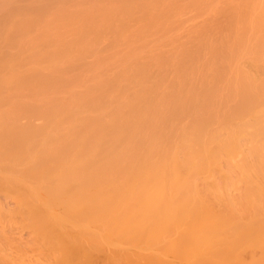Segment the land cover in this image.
Returning <instances> with one entry per match:
<instances>
[{
	"label": "bare ground",
	"instance_id": "1",
	"mask_svg": "<svg viewBox=\"0 0 264 264\" xmlns=\"http://www.w3.org/2000/svg\"><path fill=\"white\" fill-rule=\"evenodd\" d=\"M80 1L0 0V100L7 102L6 105L5 102L0 101V106L4 105L5 109L10 110L11 113L13 110V118H18L19 114L16 115L15 111L19 109V113L24 107L29 109L33 107L31 110H35L36 106H42V108L48 106L47 110L50 108L51 111L52 107H56L53 112L59 113L57 117L58 115H51L49 110L51 116L47 112L37 114L40 116L38 117L34 115V111L30 110L38 120L30 113L33 122H30V119L28 121L27 116L30 115L26 116V112L23 115L27 119L22 120L24 116H20L21 120L19 117L18 124L16 119L14 120L16 122L12 123V114L10 115L9 112L11 116L9 119L5 118L6 116L0 118V124L8 120L10 122L8 124L11 125L10 128L0 127V150L5 151L11 149L10 146H14L15 151L13 149L7 151L12 152L11 155L8 154L9 157L11 156L10 159L8 156L7 158L11 160L9 164L17 169L37 168L40 165L46 167L47 172L56 175V179L60 178L61 180L56 182L53 197L58 200V204H67L66 213L84 214L85 218H80L84 215L77 216L83 221L89 220L88 224L91 227L84 229L87 232H69L67 228L63 229L66 225L62 220L66 219H59L60 214L56 211L45 214L38 209L34 210L26 204L27 196L20 197L18 201L21 205L19 206L28 210L32 217L33 231L36 230L39 238L43 240H41L42 243L45 242L50 250L57 253V257H61L58 258V263L54 264H94L93 252L101 243L100 238L103 239L101 241H105L106 246L109 242H113L114 245H110L116 250L120 248L117 244L121 246L122 243L139 246V251H146L145 254H148L144 264H172L174 262L172 260H170L171 263L165 261L166 254L176 257L175 260L178 258L184 264H264V99L262 97L264 96V0H218L219 3L215 2L217 0ZM82 1L89 3L81 6ZM110 1L116 4H111ZM203 1L208 2L205 5ZM237 1L239 5L236 4ZM244 1H247V5H244ZM103 2H109L110 6ZM147 2L149 3L146 4ZM233 3L235 5H232ZM211 6L214 8L212 9ZM82 8H85L86 12ZM36 9L39 14L36 13ZM62 10L73 14L75 19L76 17L79 19L75 20L76 22L74 18L71 20L73 23L79 21L77 26L73 24L74 28L82 23L85 30L95 28L97 32L92 31L95 36L88 33L91 36L89 40L92 36L93 40L87 42L89 41L87 32L83 29L81 31L80 28L75 30L79 33V37L73 38L78 36L75 32L72 36L73 26L70 30L72 33L69 30L67 31L69 33H63L70 34L72 38L59 32L57 37L60 39L54 38L57 31L52 29L54 27L52 24L48 26L50 28L52 26L53 33L49 30L43 31V28L47 27H42L41 36L37 38L33 34L36 32V30L32 31L33 24L36 25L41 18L44 19L42 13L47 12L46 17H50L52 14H49L52 12L64 14ZM15 13L18 14V19L20 14L19 20L16 19L17 17L13 19L14 15H17ZM62 13L57 15V18L66 17L64 21L61 18L59 21H62L64 25L66 19L72 15ZM29 14H32L27 17L29 22L32 16V21L40 17L39 21L36 20L38 22L31 21V24L27 23L26 26L23 22H27V19L25 20L24 17ZM9 18L14 21H9ZM52 18L53 24L58 22L54 21L56 17ZM61 23H58V26H61ZM95 23L97 26H93ZM69 24L64 25L66 26L64 30ZM38 25L40 24L38 23L36 28H40L43 22L40 26ZM24 27H28L29 30L27 28L25 30ZM25 32H28L27 37L33 32L36 39L33 37L34 39H27L28 41L25 42L26 35L23 34ZM80 32H85L83 34L87 36L83 34L82 36ZM29 37L32 36L29 35ZM102 59H108V63L113 64H116L115 61L132 60L130 65L133 64V68L136 67H134V60H138L143 63L144 72L140 66L141 63L138 65L137 62L139 67L137 66V71H135L136 68L134 69V74L130 77L123 63H117V67L120 65L124 67V73L128 75L126 78L124 74L123 79L120 78L123 69L116 71L120 72L118 74L120 79L116 76L117 73L113 72L115 75L111 77L113 79H108L109 83L106 79L100 80L101 78L91 74L92 78L94 76L96 78L94 77L92 81L86 80L93 83L88 86L86 84L89 83L88 81L85 80L84 84L81 81L82 85L88 86L82 88L77 82V76L82 77L85 74L83 72L89 67L87 66L89 63V65L96 61L103 63ZM152 60L166 62L169 63L168 65L170 62L174 64L180 62L183 67L184 63L191 65L196 62L200 68L211 64L212 67L208 69H211L212 77L216 78L213 80L215 82L211 83L216 84L217 81L225 78L232 81L228 80L229 85L218 88L216 87L218 83L216 86L212 84L213 86L208 87V83L203 84V82L200 85H206L211 91L206 90L208 88L204 91L203 88L201 92L199 91L200 94L194 91V83L192 88L188 86L189 88L181 89L180 87L179 90L176 88V91L174 87V91L173 89L170 91L171 87L168 88L170 80L164 86L165 81L162 77L165 76L160 77V83L157 80H151L150 75L148 77L146 70L149 68H144L148 65L147 62ZM249 65L251 70H248ZM140 67L141 69H138ZM90 68L92 69L93 66L91 65ZM166 68L167 66L162 63L161 66L150 68L149 73L152 76H160L163 73L162 69L166 72ZM180 68L182 70V65ZM196 68L198 70V67ZM78 71L83 74L80 75ZM93 71L90 70L92 73ZM107 71L103 69V72L97 73L103 75ZM257 71L262 72L263 78L260 76L258 80L259 76H254V72L256 74ZM74 72H77V75L74 74L75 81L72 75ZM143 73L147 75L143 76ZM165 74L167 73L162 75ZM21 75L25 77L22 76V82L19 81ZM192 75H195L194 72ZM204 75L202 77L210 74ZM67 76H71L74 83L76 82V84L73 83L74 87L69 81H72L71 77L67 78ZM169 77L167 79H170ZM44 78L51 79V83L58 78H62V80L59 79L61 81L58 80L59 83L63 81L65 83L66 79H69L67 82L72 84L68 82L72 88L75 89L77 85L78 89L80 87L82 89H75V92L69 96L67 94L70 93L69 85L65 88L67 84L64 86V83L61 84L66 92H64L65 89L60 90L58 83L54 84L57 81L52 84L54 86L50 84L48 87H42L44 84L40 82L46 81L42 80ZM114 78L118 83L112 81L113 85L111 80H115ZM191 79L189 77L188 80ZM110 85L114 88L112 89ZM36 86H40L41 93L42 90L45 92L43 97L46 93H54L51 97L53 100L49 98L50 94L45 101L41 97L44 102L34 99L23 103L19 99L22 98L21 94H25L23 97H28L27 92L23 91L24 88L27 91L26 88L33 90ZM51 86L54 87L51 89L52 92H47L46 89ZM20 88L23 90L19 92ZM109 89L111 90L108 91ZM106 90L109 93L106 92L104 95ZM226 91L227 94L224 95ZM13 96L21 100V103L18 102L19 100L15 104L10 103L9 100H12ZM214 96H220L219 99L222 101H218L217 97L215 101ZM8 97L11 98L8 99ZM195 97L198 102L194 99ZM48 98L53 102H50ZM4 107L1 108L3 114ZM43 110L40 111L43 112ZM45 114L48 116H43ZM35 120H37L36 124ZM186 120L188 122H185ZM52 133L54 135L56 133L57 137L54 136L56 139H51ZM35 138L37 142L41 141L40 145L44 147L37 148L38 143L36 144L33 140L37 151L30 153V147L33 146L31 139ZM25 144L27 147L30 145V149H26ZM18 147L23 150H19ZM1 151L0 156L3 153ZM19 151L23 152L19 153ZM3 162L0 160V163ZM223 162L226 166L229 165L230 170L231 168L233 170L226 171L229 168L224 170ZM211 170L224 173L225 183L220 186L213 184V180L206 179L207 183H212L206 184V189L203 188L204 191H202L199 189V183H196L199 181L195 179L200 178L202 181V177H199L201 174L208 178L209 175L211 176ZM67 171L70 173L68 174ZM98 172L105 173L97 175ZM90 178L97 179L98 182L113 179L116 181V186L95 194L88 200L84 197L80 198L77 194L64 200L59 198V194L64 195L63 192L66 189L74 188L75 190L77 186V191L82 186L86 189L88 181H91ZM36 180V182L41 181L39 177ZM121 180L123 181L119 184ZM203 182H206L205 179ZM40 183H36L37 186ZM51 184L52 182L50 184L42 182L41 186L50 187ZM231 188L236 191L237 198L231 195ZM70 204H75V207L72 205L70 207ZM80 209L85 212L79 211ZM66 213L64 212L65 215ZM75 214L71 216L76 218ZM80 219L76 218L77 221ZM59 222L64 226H60ZM92 227L99 229V233H93ZM84 237L89 243L84 241ZM102 245L103 247L100 244L99 250L101 248L106 251L104 243ZM135 248L138 247L134 246ZM149 250L152 252L156 250L160 255L154 254L156 252L154 251V253L150 252V256ZM118 253L119 251L115 256L106 257L107 264H140L142 258H145L140 257L139 252L132 254V257L140 254L134 257L136 260L126 253V256ZM145 254L143 256H146ZM137 260L140 263H137L139 262Z\"/></svg>",
	"mask_w": 264,
	"mask_h": 264
},
{
	"label": "rangeland",
	"instance_id": "2",
	"mask_svg": "<svg viewBox=\"0 0 264 264\" xmlns=\"http://www.w3.org/2000/svg\"><path fill=\"white\" fill-rule=\"evenodd\" d=\"M80 1V0H79ZM81 2V1H80ZM88 2V1H87ZM87 2H85L84 1V3H83V1H82V3L83 4H81V6L83 5H86V4H88ZM93 2V1H92ZM107 2V1H106ZM111 2V1H110ZM112 2H114V1H112ZM111 2V4H116V3H112ZM116 2H118V1H116ZM208 2V1H207ZM207 2H205L206 4H207ZM215 2H218V0L217 1H215ZM247 2V1H246ZM246 2L244 1V5L246 4ZM91 3V2H90ZM123 3V2H122ZM128 3V2H127ZM126 3V4H127ZM142 3V2H141ZM149 2H147L146 4H148ZM179 3V2H178ZM182 4H185V3H183V2H181ZM200 3V2H199ZM203 3H204V1H203ZM204 3V4H205ZM209 3H210V1H209ZM219 3V2H218ZM217 3V4H218ZM242 3H243V1H242ZM241 3V4H242ZM77 4H79V3H77ZM79 4V5H80ZM103 4H108L109 6H110V4H109V2L108 3H105V2H103ZM124 4V3H123ZM144 4V3H143ZM205 4V5H206ZM236 4H240L239 3V1H237L236 2ZM118 5V4H117ZM130 5H132L131 3H130ZM212 5H214V4H212ZM215 5H216V3H215ZM214 5V7H216ZM220 5H222V4H220ZM232 5H235V3H233ZM247 5V4H246ZM118 7H119V5H118ZM212 7V9L214 8L213 6H211ZM86 8V7H85ZM85 8H82V10H85ZM50 11V10H49ZM53 11H54V9H53ZM62 11H64V10H62ZM34 13H32L33 15L35 14V10L33 11ZM85 12H86V10H85ZM18 13V12H17ZM17 13H15V14H17ZM20 13V12H19ZM36 13H38L39 14V12H37V9H36ZM41 13V12H40ZM49 13V12H48ZM53 13H55V12H52V13H50L49 15H55V16H47L46 17V15H47V12H45V14L44 13H42L41 15H42V17H44V19H42L41 18V20H40V22H38L39 20H38V18L40 17L38 14V18H35V19H33V21L34 22H38L40 25L42 24V22H43V25H41V27L39 28V27H37L36 28V25L38 24H36L35 25V23L32 21V18H33V16H32V18L30 19L31 21H32V23H34L33 24V26H34V28H36V29H34L33 28V30L32 31H34V30H36V32L35 33H33L35 36H37V38L39 37V36H41V34L40 33H42L43 31H46V30H49V31H52L51 30V28H52V26H51V28L49 27L50 25L49 24H52V25H54V27L52 28V29H54V31L56 32L55 34H54V38H59V37H57V33L59 32V34H62V35H64L63 33H66L68 30H69V32H70V30H72V29H74V30H72L73 31V33L72 32H70V33H72V36H74L73 34H74V32H75V30H77V28L79 29H81V31H82V29H83V23H82V21L80 20V22L82 23V24H80V26L82 25V28L79 26V27H75L74 28V26H73V24L74 25H76L77 26V23L79 24V21L77 22V23H73V21H71L74 17V15L73 14H71V13H69V15L68 16H70V15H72V16H70V17H72V18H68V19H66V21L64 22V25H66V24H69L70 22L72 23V24H69L68 26H67V28H69V29H67L66 28V30H64L65 29V27L66 26H64L61 22H59L60 21V16H59V18H57V15H61V13L62 12H56L57 14H53ZM66 13V14H65ZM67 13V11L65 12L64 11V14L65 15H67L68 14ZM88 13V12H87ZM86 13V14H87ZM32 14H29L28 16L27 15H25L26 17H24L25 18V20L27 21V22H23V23H26V26H27V23H29V24H31V21L29 22L28 21V19L29 18H27V17H30V15H32ZM43 14L45 15V16H43ZM63 14V13H62ZM63 14V15H64ZM89 14V13H88ZM13 15V14H12ZM22 15V14H21ZM18 16V14L17 15H14V17H13V19L14 18H16ZM24 16V15H23ZM22 16V17H23ZM87 16V15H86ZM20 14H19V19H20ZM37 17V16H36ZM46 17V18H45ZM52 17H56V19L54 20V21H58V22H54V24H53V18ZM23 18V19H24ZM49 18V19H48ZM66 18V17H65ZM65 18L64 19H62L61 18V20H65ZM12 18L10 19L9 18V21L11 20V21H14ZM16 19H18V17L16 18ZM15 19V20H16ZM18 19V20H19ZM47 19V20H46ZM50 19H52L51 21H52V23H51V21H50ZM36 20H38V21H36ZM45 22H44V21ZM77 20H79V19H77V17H76V19L74 18V22H76ZM8 21V22H9ZM47 21L49 22V23H47ZM21 22H22V18H21ZM21 22H20V24H21ZM10 23H12V22H10ZM10 23H8V24H10ZM22 23V24H23ZM45 23V24H44ZM47 23V24H46ZM58 23H61L60 25L61 26H58L59 24ZM66 23V24H65ZM7 24V23H6ZM99 24V23H98ZM40 25H38V26H40ZM45 25V26H44ZM47 25V26H46ZM49 25V26H48ZM30 26H32V25H30ZM56 26V27H55ZM57 26H58V28H57ZM62 26H63V28H62ZM73 26V27H72ZM93 26H97V24L95 23ZM42 27H47V28H43V31H42ZM50 29H49V28ZM71 27H72V29H71ZM25 28H27L28 29V27H24V29ZM39 28V29H38ZM97 28H99V26L97 27ZM27 29H25V30H27ZM29 30V29H28ZM83 30H85V29H83ZM94 30L96 31V29L94 28ZM94 30H92V29H90V30H85V32H87L86 34L88 35V33L89 34H91V35H93V36H95V34L94 33H92V31H94ZM104 30V29H103ZM24 31V30H23ZM41 31V32H40ZM65 31V32H64ZM99 31H101V30H99ZM98 31V32H99ZM29 32V31H28ZM28 32H25V33H23L24 34V36L26 35V33H28ZM69 32H67V33H69ZM85 32H80L81 33V35L83 34V33H85ZM97 32V31H96ZM102 32V31H101ZM31 33V34H32ZM37 33V34H36ZM38 33L40 34V35H38ZM51 32H49V34H50ZM52 33H53V31H52ZM76 34H78V36H74L73 38H75V37H79V33H77V32H75ZM100 33V32H99ZM29 34L30 36H32V37H29V35H28V37H27V35H26V37H24L23 35V37L26 39V40H24L25 42L26 41H28L27 39H29V40H31V38L32 39H36V37H34V35L32 34ZM75 34V35H76ZM84 35V36H87V35ZM62 35H61V37H62ZM67 34H65L64 36H66ZM69 36H70V34H68ZM67 35V36H68ZM81 35H80V37H81ZM82 35V36H83ZM89 36L90 35H88V39H87V37H86V39L87 40H89L90 38H91V36H90V38H89ZM93 36H92V39L91 40H93ZM34 37V38H33ZM71 37V36H70ZM69 37V38H70ZM65 38V37H64ZM63 38V39H64ZM67 38V37H66ZM72 38V37H71ZM60 39V38H59ZM62 39V38H61ZM91 40H89V41H87V42H90ZM24 41L22 42V43H24ZM79 43H81V42H79ZM84 43V42H83ZM101 61H103V63L105 64V65H103V63L101 62L100 63V61L99 62H92L93 64H91L92 66H93V68L91 69H89V67H91V65H87V66H89L87 69H86V71H84L83 73H85L84 75L86 76H84V75H82L83 73H80V71H78V73L80 74V75H82V77H79V76H77L78 77V83H80L81 81H82V84H84L83 82H85V80L86 79H91L90 81H92V79L95 77H93L92 78V76H91V74L92 75H96V77L97 78H101L100 80H107L106 82H110L108 79L110 78V79H113V78H111L113 75H115L114 73H117L116 71H120L121 69H123L122 71H121V77L120 78H122V76H124L125 75V73H124V70L125 69H127L126 70V73L128 74V75H131L130 77H132V75L134 74L133 72H134V69H135V71H137V66L141 63V62H138V60H134V63H135V65H134V67L135 68H133V64L132 65H130L133 61L132 60H122V61H115V63L117 64H122V65H124L125 66V69H124V67L122 66V65H120V67H117L118 65H116V64H113V63H111L110 61V63H108V59L107 60H105V59H102ZM154 61V64L152 65V62ZM156 61V62H155ZM112 62H113V60H112ZM138 62V63H137ZM151 62V61H150ZM150 62H147L148 63V65H146L145 66V68L144 69H147V68H149V69H147L146 70V72H148V77H149V75L151 76V80H157L159 83H160V81H161V79H160V77H162V76H165L164 78L162 77V79H164V81H165V85L164 86H166V84H168V80H170L169 81V86H168V88H170V91H172V89H173V91H174V87H175V90H176V88L179 90V88L180 87H182L181 89H186V88H192L193 87V85H194V87L193 88H195V92H197V93H199L200 94V92H201V90L204 88V91H205V89L206 88H208L209 86H216V84H217V88L218 87H224L225 85H229L230 84V81H232V80H230V79H227V78H225V79H223L222 81H220L219 80V82H221V83H219L218 81L216 82V84H214V83H211V82H215V81H213V80H215L214 79V76L212 77V75H213V73H212V75H211V69H208V68H210V67H212V66H210L211 64H209V65H207V67H206V65H205V68H203V66L201 67V68H203V69H201L200 68V65L199 64H197L196 62H195V64H191V65H194L193 67L191 66V65H189L188 63L186 64V63H184V67H183V64L182 63H180V62H178V63H176L175 62V64L172 62H170V65H171V67H168V66H170V65H168L166 62H162V63H164L166 66H167V68H166V72H165V66H164V69H162V71H163V73H161L160 74V76L158 75V76H156V75H151L149 72H150V68H153V67H155V66H161L162 65V63H160L159 61H157V60H152V62L150 63ZM127 63V64H126ZM138 65H137V64ZM150 63V64H149ZM189 63H191V62H189ZM96 64H99V66H96ZM112 64V65H111ZM157 64V65H156ZM176 64H177V67H176ZM199 65V66H197V65ZM107 65V66H106ZM145 65V64H144ZM150 65V66H149ZM155 65V66H154ZM179 65V66H178ZM181 65H182V70H181ZM186 65V66H185ZM204 65V64H203ZM86 66V67H87ZM110 66V67H109ZM117 68H116V67ZM121 66H122V68H121ZM140 66H142V70H143V63H141V65ZM149 66V67H148ZM153 66V67H152ZM162 66V67H163ZM189 66V67H188ZM191 66V67H190ZM214 66V65H213ZM217 66L218 67H221V66H219V64H217ZM250 66V65H249ZM248 66V70H251V66L249 67ZM94 67H95V69H94ZM103 68L104 69V71H105V69H107L108 71V73L106 72V74H108L107 76H108V78H107V76H105L106 74H105V72H104V74L102 75V74H98L97 72L99 71V72H103V69H99V68ZM106 67V68H105ZM139 67V66H138ZM174 69H173V68ZM196 67H198V70H197V68ZM131 68H133V69H131ZM186 68V70H184ZM192 68V69H191ZM194 68V69H193ZM209 70L208 72L206 71L207 69ZM214 68H216L215 66H214ZM245 68L247 69V66H245ZM250 68V69H249ZM253 68V67H252ZM93 69H94V71H93ZM112 69V70H111ZM117 69H119V70H117ZM138 69H141V67L140 68H138ZM169 69H171V70H173V72L171 71V70H169ZM201 71H205V72H201ZM206 69V70H205ZM253 69H255V68H253ZM90 70H92L93 71V73L92 72H90ZM97 70V71H96ZM102 70V71H101ZM175 70V71H174ZM184 70V71H183ZM191 70V71H190ZM195 70V71H194ZM200 71V72H197V71ZM261 71V70H260ZM96 72V73H95ZM112 72V73H111ZM114 72V73H113ZM143 72H144V70H143ZM172 74H171V73ZM174 72H176V73H174ZM181 74H180V73ZM184 72V73H183ZM193 72H194V76L192 75L193 74ZM256 72V71H255ZM255 72H254V76H259V78H258V80L260 79V76L262 75V72H258V73H256V74H258V75H256L255 74ZM77 73V72H76ZM75 72L72 74V75H74V74H76ZM164 73H167V74H165V75H162V74H164ZM179 73V74H178ZM188 73H189V75H188ZM191 73V74H190ZM199 73V74H198ZM200 73H202V75L200 74ZM203 73H206V74H210L209 76H210V78H208L207 79V77H209V76H205ZM97 74H98V76H97ZM111 76H110V75ZM118 74H120V72L119 73H117L116 74V76H118V78H119V76L120 75H118ZM124 74V75H123ZM147 75V73H143V76L144 75ZM174 74V75H173ZM175 74H177V75H175ZM183 74V75H182ZM186 74V75H185ZM197 74V75H196ZM71 75V76H72ZM77 75V74H76ZM76 75H74L73 77H74V81H75V77H76ZM100 75H102L104 78H102V76L100 77ZM128 75H125V78H126V76H128ZM167 75V76H166ZM169 75L171 76V77H169ZM186 77H185V76ZM201 75V76H200ZM205 76L206 77V79H205V77H202V76ZM264 75V74H263ZM22 76L23 75H21L19 78V81L20 82H22L21 81V78H22ZM70 76V77H71ZM115 76V78L117 79V77ZM176 76V77H175ZM180 76V77H179ZM182 76V77H181ZM184 76V77H183ZM190 77V79L191 80H188L189 79V77ZM198 76V77H197ZM70 77H68L67 76V78H70ZM85 77V78H84ZM88 77V78H87ZM91 77V78H90ZM95 77V78H96ZM114 77V76H113ZM129 77V78H130ZM146 77V76H145ZM170 78V79H167V78ZM172 77H175L174 79H171ZM200 77V78H199ZM212 77V78H211ZM262 78H263V76H261ZM18 78V77H17ZM23 78H25L24 76H23ZM81 78V79H80ZM84 78V79H83ZM114 78V79H115ZM119 78V79H120ZM54 79V78H53ZM59 79H61L62 80V78H58V80ZM71 79H72V81L71 80H69V79H66V82H67V80H69L72 84L74 83V81H73V78L71 77ZM111 80V83H118V82H115V81H117V80ZM123 79V78H122ZM167 79V80H166ZM198 79V80H197ZM212 79V80H211ZM43 81L44 80H46V81H44V82H42L41 80V84H44L42 87H44V86H46V87H48V86H50V84L52 85L54 82H56V83H54V84H57L58 83V85L57 86H59V87H61L60 88V90L62 89H65L66 88V86H68L69 84L70 85H72L69 81V84H68V82L66 83H64V81H63V83L61 82V83H59V81H61V80H55V81H53V83H51V79H48V78H44V79H42ZM80 80V81H79ZM171 80H173V81H175V82H173V81H171ZM228 80H230L229 82H228ZM262 80V79H261ZM86 81H88V80H86ZM90 81H88L89 83H86L88 86H89V84L90 83H93V82H90ZM113 81V82H112ZM122 81V80H121ZM120 81V82H121ZM192 81V82H191ZM26 82H28V81H26ZM25 82V83H26ZM162 82H163V80H162ZM182 82V83H181ZM197 82V83H196ZM204 82V83H203ZM208 83V87H206V85L204 86V85H200V84H205V83ZM211 84H210V83ZM23 83H24V80H23ZM23 83H22V85H23ZM77 83V84H78ZM114 83H113V85H114ZM173 84V86L171 85V84ZM194 83V84H193ZM206 83V84H207ZM18 84V83H17ZM60 84V85H59ZM61 84H63V86L65 85V84H67V85H65V88L61 85ZM74 84H76V82L74 83ZM74 84L72 85V87H74ZM81 84V83H80ZM79 84V85H80ZM80 85L82 88H87L88 86L85 84V85ZM193 84V85H192ZM210 84V85H209ZM213 84V85H212ZM69 85V86H70ZM116 85H118V84H116ZM171 85V86H170ZM184 85V86H183ZM19 86H21L20 84H19ZM19 86H17V87H19ZM52 86H54V85H52ZM49 87V89L47 90L46 89V91L47 92H52L51 91V89L52 88H54V87ZM68 86V87H69ZM84 86H87V87H84ZM189 86V87H188ZM197 88H196V87ZM201 88H200V87ZM203 86V87H202ZM21 87H23V86H21ZM40 86H36L35 88H33V90H28V88H26V90L27 91H25V88H24V90H23V88L21 89L20 88V90H19V92L20 91H24V93H26V95L28 96V97H26V96H24L23 97V95H25V94H21L22 95V98H19V99H21L22 100V102L24 103V102H26L27 100H38V99H40V101H42L41 100V97L42 98H44L43 100L45 101L47 98L46 97H49V98H51V97H53L54 96V93H49V94H47L46 93V95H45V97H43V93H45V92H43V90H42V93L40 92V88H39ZM56 87V86H55ZM58 87V88H59ZM68 87H67V89H68ZM71 86L69 87V92L70 93H67L69 96L71 95V94H73L74 92H75V89H77V90H79V89H82L81 87L78 89V87H77V85H76V87H75V89L74 88H72ZM110 87L113 89L114 87H112L111 85H110ZM213 88V87H212ZM225 88H227V86L225 87ZM224 88V90H226ZM19 89V88H18ZM38 89V90H37ZM55 89H57V88H55ZM199 89V90H198ZM210 88H208V89H206V90H209ZM57 90H59V89H57ZM56 90V92H59V91H57ZM111 89H109L108 91H110ZM31 92V93H29V92ZM45 91V90H44ZM177 91V90H176ZM200 91V92H199ZM209 91H211V90H209ZM208 91V92H209ZM33 92H35V93H33ZM54 92V91H53ZM63 92V91H62ZM64 92H66V89H65V91ZM106 92H107V90L106 91H104V95L106 94ZM235 92V94H236V91H234ZM22 93V92H21ZM61 93V92H60ZM107 93H109V92H107ZM53 94V95H52ZM55 94H57V93H55ZM63 94V93H62ZM61 94V95H62ZM66 96H68L66 93H64ZM222 94H224V93H222ZM227 94V91L225 92V94L224 95H226ZM232 94H233V92H232ZM30 95V96H29ZM47 95H49V96H47ZM59 96V95H58ZM196 96V95H195ZM57 97V96H56ZM61 97H63V96H61ZM197 97V96H196ZM194 98V99H197V98ZM217 97V99H218V101H222V100H220L219 98H220V96H216ZM215 96H214V100L216 101L217 99H215L216 98ZM263 97V99H264V96H262ZM9 98H11V97H8V99ZM48 98V100L50 101V102H53L52 100H50ZM67 98V97H66ZM202 98V97H201ZM201 98H199L200 100H202ZM1 99V98H0ZM7 99V100H8ZM19 99H15L14 98V96H13V99L12 100H9V101H11L10 103H12V102H14V104L16 103V101H18ZM57 99H59L60 100V98H58L57 97ZM61 99H63V98H61ZM64 99H65V97H64ZM85 99V98H84ZM83 99V100H84ZM212 99V100H213ZM262 99V100H263ZM3 100V99H2ZM2 100H0L1 102H3ZM21 100H19L18 102H20L21 103ZM47 100V101H48ZM56 99H54V101H55ZM199 100V101H200ZM261 100V101H262ZM9 101H8V104L10 105V103H9ZM44 101H42V102H44ZM46 101V102H47ZM58 101V100H57ZM56 101V102H57ZM86 101V100H85ZM188 101V100H187ZM217 101V102H218ZM5 102V101H4ZM3 102V103H4ZM41 102V103H42ZM192 102V101H191ZM190 102V103H191ZM197 102H198V99H197ZM3 103H1V105L3 104ZM7 102H5V104H6ZM186 103V102H185ZM188 103H189V101H188ZM53 104V103H52ZM187 104V103H186ZM7 105V104H6ZM2 107H4V105L3 106H0V111L2 110L1 108ZM6 107H4V109H3V112H4V114L6 113V115H4L3 113H2V111L0 112V118H4L5 116V118H8L9 119V117H11L12 118V120H11V118H10V120L12 121V123H14V122H16V121H14L15 119L16 120H18L17 122H18V124H19V121L21 120V117L20 116H24L23 117V119L22 120H26L27 118H28V121H29V119L31 120L30 122H33V117L35 118V116H33V113H31V111H34V115H36V116H38L40 113H42V114H44V113H47V114H49L50 113V108H49V110H47L48 109V106L47 107H44V108H42V106H36L34 109L35 110H31V108H33V107H30V109L28 108V107H24L23 109H22V111H21V114H20V111H19V113H18V110L17 111H15V114L17 115V114H19L17 117L20 119H18V118H13V114H14V111L12 110V113L10 112V110H8V109H5ZM56 108V107H55ZM54 107H52L51 109H52V111H51V115L53 114V115H58L59 113L57 112V110H56V114H54L55 112H53V111H55V110H53V109H55ZM43 109H46L47 111L45 112V110H43ZM75 109V108H74ZM31 110V111H30ZM43 110V112H41V111ZM28 111H30V112H28ZM8 112V113H7ZM9 112H10V115H9ZM29 113V114H27V113ZM38 112V113H37ZM53 112V113H52ZM26 113V116L27 115H30V113H31V115L33 116H27V118H26V116L25 115H23V114H25ZM38 114V115H37ZM42 114H41V116H42ZM47 114H45V115H43V116H46ZM50 114H49V116H51ZM8 116V117H7ZM15 116V115H14ZM48 116V115H47ZM60 116H61V114H60ZM30 117V118H29ZM38 117H40V116H38ZM57 117H59V115L57 116ZM24 118H26V119H24ZM51 118V117H50ZM55 118V117H54ZM35 119H37L38 120V118L36 117ZM37 120H35L34 122H35V124L37 123ZM54 121H56V119H53ZM2 121V120H1ZM53 121V122H54ZM8 120L7 121H2V123L3 124H0V127H2V128H4L5 126H8V128H10L11 127V125L10 124H8ZM185 122H188V120H186ZM184 122V123H185ZM10 123V122H9ZM33 124V126H35V124L34 123H31V125ZM32 128V127H31ZM37 128V127H36ZM46 133V132H45ZM48 133V132H47ZM53 134V133H52ZM51 134V135H52ZM50 135V136H51ZM50 136H47V137H50ZM54 136H56L57 137V135H56V133H55V135L53 134L52 135V137L53 138H51V139H56V137H54ZM32 141L33 140H37L36 138L35 139H31ZM31 141V142H32ZM31 142L29 143V144H31ZM41 142V141H40ZM40 142H37L36 141V144L38 143V145H36L37 146V148H42V147H44V146H41L40 145ZM33 143V146L35 145V143H34V141L32 142ZM26 146V149H30L31 148V151H30V153H34V152H36L37 151V148L34 146H32V147H30L29 148V146L27 147V144H25ZM68 145V144H67ZM66 145V146H67ZM3 146H6V145H3ZM3 146H1V148L3 147ZM24 146V145H23ZM22 146V147H23ZM69 146V145H68ZM7 148H9V146H6ZM11 147V149H13V151H15L14 150V146H10ZM33 148H36V149H33ZM6 148H4V150H5ZM11 149H8V150H5V151H1V152H3V153H1V155L2 156H0V158H2V159H0L3 163H0V185H3L2 187L0 186V257L2 258H0V264H54V263H58V261H59V259L61 258L60 256L59 257H57V253H55L53 250H50L49 249V246L45 243V242H43L42 243V239L41 238H39L40 236L38 235V233H36V230H35V232L33 231L34 229H33V226H32V222H31V220H32V217L29 215V213L27 212L28 210H26V209H24V207L23 206H19V204H20V202L18 201L19 200V198L20 197H23V196H27L26 197V204L27 205H29V207L30 208H32V209H34V210H36V209H38V210H40V211H43L45 214H48V212L49 211H51V212H54V211H56V213H58V214H60L59 215V219L61 218V220L62 219H66L67 220V218H68V220L66 221H64V220H62L64 223H65V227L63 228V229H65L66 230V228H67V231H69V232H87V231H85L84 229H89V228H91L90 227V225L88 224V222H89V220H87V221H83V219H80V218H85V215L84 214H82V213H76L75 214V212H74V210H72L74 213H72V212H68L69 210H68V208H67V212L68 213H66V210H65V208H66V206H67V204L63 201L64 199H67V197H71V196H74V195H79V197L81 198V197H84L85 199H89L91 196H93V195H95V194H99V193H101V192H104V191H106V190H110V189H113L114 188V186H116V181H114L113 179H110V180H106V181H100V182H98V180L96 179V180H92L91 178V181H88V184L86 185L87 186V188L85 189V187H80V189H78L79 191H77V188H78V186L77 187H75L76 189V191L74 190V188L73 189H66V190H64V192H63V194L64 195H61V194H59L60 195V197L59 198H63V202L65 203H63L64 205H61V204H58L59 202H58V200H55V198L53 197L54 195H55V185H56V182H59L61 179L60 178H57L56 179V175H52L49 171L47 172V169H46V167H42V166H38L37 168H30V169H21V168H16V167H14V166H11L9 163H10V161H9V159H10V157L8 156V154H12V152L11 153H9V152H7V151H11ZM16 149V148H15ZM18 149L19 150H23L21 147L19 148L18 147ZM32 150H35V151H32ZM38 150H41V149H38ZM5 152H6V154H5ZM18 152V151H17ZM23 151H19V153H22ZM27 152H28V150H27ZM16 153V152H15ZM25 154V153H24ZM26 155V154H25ZM27 155H29V154H27ZM38 155V154H37ZM7 156H8V158H7ZM22 156V155H21ZM20 156V157H21ZM31 156H34V155H32L31 154ZM31 156H29V157H31ZM23 157H25L24 155H23ZM22 157V158H23ZM26 157H28V156H26ZM57 162V161H56ZM13 163V162H12ZM51 163H53V162H51ZM226 163L225 162H223V164H222V167H223V169L224 170H226L227 168H229L228 166V164H227V166L225 165ZM54 165V164H53ZM14 168H16V169H14ZM226 168V169H225ZM25 170V171H24ZM231 170H233L232 168H231ZM230 170V168H229V170L227 169L226 171H231ZM24 171V172H23ZM20 172H22V174L20 173ZM27 172V173H26ZM64 172H66V171H64ZM68 172V174L70 173V171H67ZM57 173H59V172H57ZM88 173V172H87ZM101 173H105V172H98V173H96L97 175L98 174H101ZM234 173V172H233ZM89 174V173H88ZM134 174H136V173H134ZM223 174L224 173H222V172H220V171H218V170H211V176L209 175V177L207 178V176L206 175H203V174H201V175H199V177H202L201 179H202V181L200 180V178H198L197 180L195 179V181H199V182H196L197 184L199 183V185H200V188L199 189H201L202 191H204V189H206V184H211L212 182H209V183H207L208 181H212L213 180V184H219L220 186H223V184L225 183V178L223 177ZM208 175V174H207ZM95 176V175H94ZM197 176V175H196ZM205 178H204V177ZM7 177V178H6ZM34 177H39V179L41 180V181H38V182H44V184H50L51 182H52V184L51 185H49L50 187H42L41 186V183H40V185L39 186H37L38 184H36V183H38V182H36L37 180H36V178H34ZM194 178H197V177H195V176H193ZM205 179V183L203 182L204 181V179ZM208 181H207V180ZM123 180H121L120 182H119V184L122 182ZM54 182V183H53ZM41 186V187H40ZM48 188V189H47ZM204 188V189H203ZM2 189V190H1ZM4 189V190H3ZM73 190V191H72ZM19 191H20V194H19ZM235 190H232V188L230 189V193H231V195L232 196H235L236 197V195L235 194H237L236 193V191L234 192ZM212 193V192H211ZM19 196V197H18ZM29 196V197H28ZM234 197V198H235ZM54 198V199H53ZM58 198V197H57ZM68 198V199H69ZM72 198H74V197H72ZM237 198V197H236ZM70 200H72V199H70ZM54 201L56 202L55 204H54ZM65 201H68V200H65ZM58 202V203H57ZM61 203V202H60ZM21 205V204H20ZM24 205V204H23ZM71 205L72 204H70V207H71ZM75 205V204H74ZM74 205H72V206H74ZM59 206V207H58ZM68 206H69V203H68ZM75 207V206H74ZM73 208V207H72ZM77 208V207H76ZM79 208V207H78ZM63 209V210H62ZM70 209V208H69ZM74 209V208H73ZM85 209V208H84ZM89 209V208H88ZM88 209H86V211H88ZM82 209H80L79 211H81ZM71 211V210H70ZM77 212H78V210H76ZM84 212H85V210H83ZM83 211H81V212H83ZM64 212L66 213V215L64 214ZM83 212V213H84ZM70 215L71 216V214H75L76 216L79 214V215H84V216H80V218L77 216H74V217H76L77 219H80V220H76V218H73V215L70 217V216H68V215ZM30 216V217H29ZM31 218V219H30ZM72 218V219H71ZM70 220V221H69ZM62 222V224H64ZM77 222V223H76ZM60 223V222H59ZM80 223V224H79ZM83 223V224H82ZM87 224V226H86V224ZM77 224V225H76ZM81 225V226H80ZM94 225H96V224H94ZM60 226H64V225H61V223H60ZM80 226V227H79ZM95 230V231H94ZM91 231L93 232V233H99V229H97V228H94V227H92V229H91ZM88 237H89V234L86 236V238L88 239ZM37 238V239H36ZM39 238V239H38ZM86 238L84 237V241H86V242H88V240H86ZM98 238H100L99 236H98ZM101 240H103L102 238H100ZM42 240V241H41ZM101 240H99V242H101V243H99L98 244V248L96 247L94 250V260H95V263L94 264H107V261H106V257H108L109 255H116L117 254V252L119 251V253L118 254H120V251H122V250H124V251H122L121 252V256H124L125 255V253L127 254V252L129 251V252H132L131 253V255H128V254H130L129 252H128V256L129 257H132V254L133 253H135V252H141V251H139V246H136V245H132V243L129 245V244H127V245H124V243H122L121 244V246H125V247H127V249H122V248H125V247H121V246H119V244H117L118 246L117 247H120L119 249H115V247L114 246H111L110 244H112V243H108L109 245H105V241L103 242V241H101ZM105 240V239H104ZM41 241V242H40ZM104 243V245L106 246V251H104L103 249H101L100 248V250H99V247H103V243ZM89 243V242H88ZM100 244H101V246H100ZM106 244H107V242H106ZM112 245H114V244H112ZM131 246L130 247V249L132 250H130L129 249V246ZM134 246L135 247H138V248H135L134 249ZM110 247V248H109ZM116 247V248H117ZM133 247V248H132ZM105 248V247H104ZM98 250V251H97ZM103 250V251H102ZM115 250V251H114ZM156 250H158V249H156ZM156 250H154V251H156ZM154 251L152 252V250H149V254H150V252L151 253H154ZM52 254H51V253ZM114 252H116V254L114 253ZM123 252H124V255H123ZM146 252V251H145ZM145 252H141L140 254H138V255H140V257H145V258H142V260H141V263H140V259L139 260H137V261H139V262H137V263H140V264H142L143 262H145V260H146V258L148 257L146 254H145ZM145 254L146 256H143V254ZM147 253H148V251H147ZM161 253H163L162 251H161ZM56 254V255H55ZM136 254V253H135ZM154 254H159V253H157V251L154 253ZM154 254H152V255H154ZM55 257H54V256ZM60 255V254H59ZM138 255L137 256H134L135 258L136 257H138ZM156 255V256H157ZM160 255V254H159ZM165 255V254H164ZM167 255V254H166ZM165 255V261L167 260V262H170L171 263V261L170 260H172V261H174V262H176L177 264H182L183 262L182 261H180L178 258H177V260H175L174 258H176V257H171V255H167L166 256ZM126 256V255H125ZM150 256H151V254H150ZM168 256H170V257H168ZM134 257H132V258H134ZM168 257V258H167ZM248 257V256H247ZM59 258V259H58ZM134 258V259H135ZM138 259V258H137ZM144 259V260H143ZM162 259H164V257H162ZM4 262H3V261ZM136 260V259H135ZM169 260V261H168ZM178 260H179V262H178ZM174 262H172V264L174 263ZM176 263H174V264H176ZM144 264V263H143ZM184 264V263H183Z\"/></svg>",
	"mask_w": 264,
	"mask_h": 264
}]
</instances>
